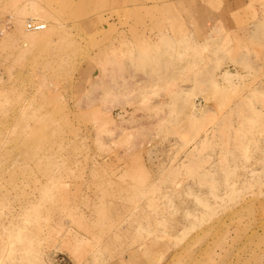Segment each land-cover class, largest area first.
Masks as SVG:
<instances>
[{
	"label": "rangeland",
	"instance_id": "rangeland-1",
	"mask_svg": "<svg viewBox=\"0 0 264 264\" xmlns=\"http://www.w3.org/2000/svg\"><path fill=\"white\" fill-rule=\"evenodd\" d=\"M7 22L0 264H264V0H0Z\"/></svg>",
	"mask_w": 264,
	"mask_h": 264
},
{
	"label": "built area",
	"instance_id": "built-area-1",
	"mask_svg": "<svg viewBox=\"0 0 264 264\" xmlns=\"http://www.w3.org/2000/svg\"><path fill=\"white\" fill-rule=\"evenodd\" d=\"M8 28L7 27H0V37L3 35L5 31L9 29L10 23H8ZM46 29V25L41 23L39 20L36 19H30L26 22V30L29 32H41Z\"/></svg>",
	"mask_w": 264,
	"mask_h": 264
},
{
	"label": "bare ground",
	"instance_id": "bare-ground-1",
	"mask_svg": "<svg viewBox=\"0 0 264 264\" xmlns=\"http://www.w3.org/2000/svg\"><path fill=\"white\" fill-rule=\"evenodd\" d=\"M12 22H13V21H12ZM43 24H44V23H43ZM44 31H46V29H45ZM44 31H41V32H31V33H34V34L38 35V34L44 32ZM26 32L30 33V32L27 31V30H26ZM42 37H43V36H40V37L33 36V37L31 38L32 44L35 43V42H37V41H39V40H41ZM26 46H27L26 44L23 45V47H26ZM261 227H262V226H261Z\"/></svg>",
	"mask_w": 264,
	"mask_h": 264
}]
</instances>
